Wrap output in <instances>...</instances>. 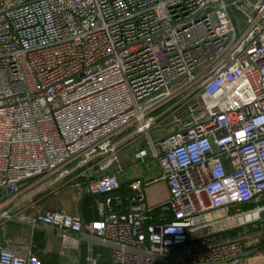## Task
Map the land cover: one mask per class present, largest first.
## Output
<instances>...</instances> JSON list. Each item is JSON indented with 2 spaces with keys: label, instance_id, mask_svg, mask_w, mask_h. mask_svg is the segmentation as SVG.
Listing matches in <instances>:
<instances>
[{
  "label": "built area",
  "instance_id": "built-area-1",
  "mask_svg": "<svg viewBox=\"0 0 264 264\" xmlns=\"http://www.w3.org/2000/svg\"><path fill=\"white\" fill-rule=\"evenodd\" d=\"M127 129L160 162L169 220L143 175L116 209ZM88 163L98 218L23 214L28 181ZM17 218L111 243L112 264H246L248 226L264 236V0H0V228ZM0 264L43 263L0 244Z\"/></svg>",
  "mask_w": 264,
  "mask_h": 264
},
{
  "label": "crops",
  "instance_id": "crops-1",
  "mask_svg": "<svg viewBox=\"0 0 264 264\" xmlns=\"http://www.w3.org/2000/svg\"><path fill=\"white\" fill-rule=\"evenodd\" d=\"M163 130H153L154 137L163 134ZM115 139L120 145V159L115 169L120 174L121 180L125 181L124 191L128 182L136 176L143 175L149 183L146 185V199L149 204L161 207V211H165L166 215L170 214L168 208H163V204L168 200L170 195L169 185L165 179L156 177L160 173V162L154 158L151 152L142 158L137 159L134 152L139 146H146L148 137L144 136L141 142L133 136L131 129H127L119 133ZM145 143V144H144ZM91 164H84L73 173L68 174L61 179H54V175L38 176L28 181L24 187L19 201L20 206L24 208L23 214H33L39 210L47 208H64L65 210L78 213V202L83 193L82 186L94 177V168H90ZM79 171V172H78ZM81 173V175H79ZM69 181L63 184V180ZM119 189V188H118ZM93 196V203L85 204V197L81 201V211L85 221H91L98 218L97 200L99 196L92 194L86 190V195ZM125 204V202H124ZM126 206V205H125ZM165 215V216H166ZM200 228L196 232V236L208 235L209 231L218 229ZM236 228V227H232ZM227 228L211 233L212 239H220L222 237H230L237 233L234 229ZM246 251H258V244L264 238L259 234V230L255 226H248ZM84 233H77V240L66 242L63 240L61 232L58 228L38 222L31 224L26 219L17 218L8 220L3 227L0 228V244L11 247L15 253L26 255L34 252L42 259L43 264H98V258H102L104 264H112V246L94 243L89 245L88 241L80 240V236ZM87 235V234H84ZM83 243L87 244L88 255L86 260L82 261L81 247ZM94 250V255H93ZM246 261V260H245ZM163 264V263H162Z\"/></svg>",
  "mask_w": 264,
  "mask_h": 264
},
{
  "label": "water",
  "instance_id": "water-1",
  "mask_svg": "<svg viewBox=\"0 0 264 264\" xmlns=\"http://www.w3.org/2000/svg\"><path fill=\"white\" fill-rule=\"evenodd\" d=\"M124 184H125V181H121V184H120V187L119 189L115 190L113 193L115 194H119L120 195V198H121V211L123 210V207H124ZM82 189H83V193H82V197L80 199V201L78 202V214L81 216L82 219L83 218V215H82V211H81V201L83 200V198L85 197V194H86V187L85 185L82 186ZM80 240H86L88 241L89 245H92L94 243H102V244H106V245H109V246H113V244L111 243H108V242H104L96 237H93V236H90V235H81L80 236ZM245 253H249V251H246ZM158 260L160 262H162V258H158ZM223 261H226V260H221V261H201V262H196V263H191V264H215V263H218V262H223ZM177 264H185V263H177Z\"/></svg>",
  "mask_w": 264,
  "mask_h": 264
},
{
  "label": "trees",
  "instance_id": "trees-1",
  "mask_svg": "<svg viewBox=\"0 0 264 264\" xmlns=\"http://www.w3.org/2000/svg\"><path fill=\"white\" fill-rule=\"evenodd\" d=\"M93 196L91 195V194H87L86 196H85V204H91V203H93ZM242 205V207H245V208H247V207H249V206H251L252 205V203H243V204H241ZM122 208V206H121V203H119L118 204V206L116 207V209L117 210H120ZM161 207H156L155 208V215H156V221H162V220H169L171 217V213L170 214H167L166 216H165V218L162 216V212H161V209H160ZM236 230V228H232L231 230H229V231H233V230ZM87 244L86 243H83V245H82V247H81V252H82V261H84V260H86V256L88 255V249H87ZM264 249V238H262V240L259 242V244H258V250H263ZM94 250H93V255H94ZM42 260V259H41ZM105 263V261L103 262V259L102 258H98V264H104Z\"/></svg>",
  "mask_w": 264,
  "mask_h": 264
},
{
  "label": "rangeland",
  "instance_id": "rangeland-1",
  "mask_svg": "<svg viewBox=\"0 0 264 264\" xmlns=\"http://www.w3.org/2000/svg\"><path fill=\"white\" fill-rule=\"evenodd\" d=\"M193 100L195 101L196 98H193ZM224 160H226V157L223 156L222 157ZM250 225L254 226L255 225V229H262V227L260 226V223L259 222H254V223H251ZM263 236V235H261ZM247 237H245L243 239V241L245 243H247ZM215 264H228L226 261H223V262H218V263H215ZM246 264H264V249L263 250H258L256 252L254 251H251L247 254L246 256Z\"/></svg>",
  "mask_w": 264,
  "mask_h": 264
},
{
  "label": "bare ground",
  "instance_id": "bare-ground-1",
  "mask_svg": "<svg viewBox=\"0 0 264 264\" xmlns=\"http://www.w3.org/2000/svg\"><path fill=\"white\" fill-rule=\"evenodd\" d=\"M145 144V143H144ZM145 146V145H144Z\"/></svg>",
  "mask_w": 264,
  "mask_h": 264
}]
</instances>
